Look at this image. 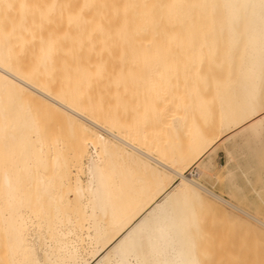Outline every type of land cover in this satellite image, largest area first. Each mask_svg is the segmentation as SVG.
Masks as SVG:
<instances>
[{
	"label": "bare ground",
	"instance_id": "1",
	"mask_svg": "<svg viewBox=\"0 0 264 264\" xmlns=\"http://www.w3.org/2000/svg\"><path fill=\"white\" fill-rule=\"evenodd\" d=\"M55 10L60 12L57 18L70 13L73 24L66 26L83 27L75 34L78 28L69 27L73 35L70 31L57 37L59 50L72 42L61 54L75 46L79 55L76 45L92 42L100 31L111 40L130 38L138 11L182 15L158 23L207 25L199 45L203 59L222 65L232 81L212 98L218 128L214 135H205L196 122L189 124L184 106L179 113L186 110L187 120L172 117L167 146L144 150L146 141L137 146L122 137L125 133L114 132L120 130L114 124L109 125L112 129L103 127L71 107L78 104L67 105L18 76L11 51L2 42L7 40L4 36L0 42V264H90L96 259L94 264H210L206 227L223 211L220 205L264 228L263 219L230 199L231 191H241L243 183L260 181L253 192L255 201L264 204V0H56ZM191 12L202 16H183ZM143 20L144 24L153 21L150 16ZM66 37L71 42L67 40L65 47ZM71 55L67 59L75 63ZM61 57L63 63L66 58ZM50 64L46 54L42 60L46 73ZM66 87L59 93H67ZM197 107L202 109L203 103ZM43 108L57 111L64 121L67 138L73 142L68 143L71 161L57 135L50 138L56 142L47 140L37 116ZM204 115L207 118L208 113ZM187 130L189 138L182 139ZM219 148L226 155L220 169ZM219 173L229 198L209 186ZM248 227L251 232L258 230L252 224Z\"/></svg>",
	"mask_w": 264,
	"mask_h": 264
},
{
	"label": "rangeland",
	"instance_id": "2",
	"mask_svg": "<svg viewBox=\"0 0 264 264\" xmlns=\"http://www.w3.org/2000/svg\"><path fill=\"white\" fill-rule=\"evenodd\" d=\"M55 6L56 0H0V42L4 36L7 37V40L2 42L11 51L12 65L18 76L47 90L58 100H66L63 103L67 105H72L69 101L78 104V107L75 105L71 107L103 127L112 129L109 128V125L114 124L123 131L121 133L116 129L118 133L113 129L114 132L119 135L125 133L127 136L124 134L122 137L128 141L136 145H140L141 141H146L148 148L145 145L140 146L145 148L144 150H151L155 146H158L157 148L167 146L169 141L167 127L172 117L185 116V119L188 118L190 121L189 124L191 121L194 124L196 122L195 125L198 129L208 136L214 135L218 130L217 119L214 120L216 105L213 104V99H216L218 90L231 83L232 78L225 72L222 65L204 61L202 50H199L200 42L209 26L158 23L159 20L165 22L168 17L182 15L158 12L147 14L138 11L136 14L137 24L131 34L133 37L114 36L111 40L108 37L103 38L101 31H97L94 32L95 36V33L99 32L96 37L94 36L95 41L79 43L82 49L74 42L82 55L81 53L77 55L75 46L72 47L73 50L68 49L69 52L66 55L59 52L61 50H59L57 41L59 35L64 32L70 34V31L71 35L80 33V29L82 32L83 27L76 26L79 31L76 32L72 29L73 33L69 27L74 28V26H66V22H71L68 19L70 13L68 15L67 12H64L61 18H57L60 17V12L55 10ZM55 11L59 12V15ZM64 15L68 16L65 18ZM148 16L153 21L150 24H144L143 19ZM183 16L196 18L202 14L191 12L183 14ZM60 19H62L61 23ZM66 19L68 21H65ZM60 27H64V29L61 30ZM106 32L107 29L103 33L106 34ZM110 32L118 34L117 30ZM68 39L66 37V44L62 41L61 45L64 44L66 47ZM71 43L70 46L68 45L70 48ZM62 47L61 51L67 52L66 49L69 47L66 49L64 46ZM59 53L63 57L66 55L65 61L64 59L63 61L68 64L64 65V62H59V59L62 61ZM46 54H49L51 59L49 73L44 71L42 65ZM70 55L74 56L75 63L79 60L80 62H77L78 64L72 61L69 63ZM76 56L80 57H78L79 60L76 59ZM217 56L215 55V58ZM59 64L63 65L59 67ZM66 86H69V91L67 93L64 91L66 94H60L59 89L62 88V91L64 88L65 90ZM197 101L199 106L203 103L202 109L197 107ZM204 102H207L206 105ZM182 107L188 110V114L186 110L179 113V110L183 109ZM37 113L38 119L39 117L41 119L39 123L43 126V132L45 131L46 135H49L47 140L49 141L51 137L57 135L61 139L59 140L57 137V143L62 142L59 143V146L63 144L64 147L61 145L63 150L66 148V152L68 151L67 153L64 151L66 156L71 158L72 152L68 147L70 146L69 142H71V146L73 142L68 140L67 127L58 112L43 108ZM204 113H208L207 118ZM184 114H187L188 117ZM190 114L194 115L190 116ZM189 116L192 120H189ZM193 117H196V120ZM207 120L208 122H206ZM82 132L81 128H77L79 135ZM183 137L182 139L189 138L188 130ZM64 139L68 146L65 145ZM50 141L56 142V139ZM49 145L51 146V144ZM149 147L151 148L149 149ZM225 161V153L220 149L216 156L218 169H220V164H225ZM220 173L212 182H209V186L215 192L229 198L222 173ZM257 183L260 184V181L251 185L243 183L242 192L232 190L230 199L237 206L264 220V204L258 199L259 203L255 201L253 192L261 186ZM220 206L224 208L223 211L217 212L206 227L210 264H264V240L262 239V237L264 238V228L256 225L248 217L234 209ZM248 224L254 225L260 231L251 232ZM96 261L97 259L92 260L90 264H94Z\"/></svg>",
	"mask_w": 264,
	"mask_h": 264
},
{
	"label": "crops",
	"instance_id": "3",
	"mask_svg": "<svg viewBox=\"0 0 264 264\" xmlns=\"http://www.w3.org/2000/svg\"><path fill=\"white\" fill-rule=\"evenodd\" d=\"M224 136H225V135H224ZM224 136H223V137H224ZM221 141H222V140H221ZM221 146H222V145H221ZM220 149H222V148H220ZM220 149H219V150H220ZM219 150H218V151H219ZM222 150H223V149H222ZM223 151H224V150H223ZM224 153H225V152H224ZM217 155H218V152H217ZM217 155H216V156H217ZM225 157H226V155H225ZM220 165H224V164H220ZM220 168H221V167H220ZM246 185H247V184H246Z\"/></svg>",
	"mask_w": 264,
	"mask_h": 264
}]
</instances>
